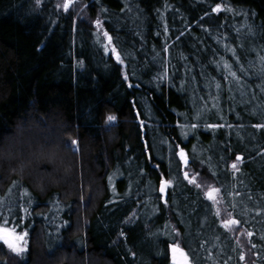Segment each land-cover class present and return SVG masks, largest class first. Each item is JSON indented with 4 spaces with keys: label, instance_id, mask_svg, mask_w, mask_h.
Listing matches in <instances>:
<instances>
[{
    "label": "trees",
    "instance_id": "obj_1",
    "mask_svg": "<svg viewBox=\"0 0 264 264\" xmlns=\"http://www.w3.org/2000/svg\"><path fill=\"white\" fill-rule=\"evenodd\" d=\"M73 1L84 9L60 15L50 1L0 0V146L20 117L38 111L47 128L35 143L70 141L65 171L75 185L72 195L64 187L36 192L23 178L27 149L0 165V228L28 233L15 264H80L86 254L172 264L173 243L189 264H246L197 185L219 189L251 264H264V0ZM93 139L102 151L89 162L81 147ZM162 179L171 181L166 193Z\"/></svg>",
    "mask_w": 264,
    "mask_h": 264
},
{
    "label": "clouds",
    "instance_id": "obj_2",
    "mask_svg": "<svg viewBox=\"0 0 264 264\" xmlns=\"http://www.w3.org/2000/svg\"><path fill=\"white\" fill-rule=\"evenodd\" d=\"M32 118L22 116L17 120L14 131L6 132L3 139L5 143L0 146V165L5 162L19 159L24 155V150L27 149V159L29 167L23 173V178L28 180L32 187L38 193H45L52 188L64 187L67 189L66 195L75 194V185L73 184V174L70 171H65L70 168L73 160L71 151L72 145L66 137H62L63 143L45 147L43 144L35 143L36 134L42 129L47 128V124L43 122L38 111L31 113ZM105 139L108 141L116 138V133L105 132ZM102 151V145L95 140L84 141L81 147V153H88L89 162L96 159V154ZM49 164L52 171H43L41 166ZM88 180L90 190L99 192V182L95 177V170L90 168L88 171ZM80 264H109L102 262L98 258L86 254Z\"/></svg>",
    "mask_w": 264,
    "mask_h": 264
},
{
    "label": "snow or ice",
    "instance_id": "obj_3",
    "mask_svg": "<svg viewBox=\"0 0 264 264\" xmlns=\"http://www.w3.org/2000/svg\"><path fill=\"white\" fill-rule=\"evenodd\" d=\"M65 9H67L68 5L65 4L64 5ZM214 11L216 12H219L221 10V5L220 4H217L215 6V8L213 9ZM96 26L98 29H103V23L102 21L98 18L96 21ZM165 31H167V27H165ZM103 35L107 38V41H108V45H111L112 44V36L109 35V33L107 31H104L103 32ZM104 51L105 52H108V46L106 45L104 47ZM111 51L112 53L115 55V59L117 62H119L120 64H123V60L121 59V54L120 52L117 51L116 47L113 46L111 48ZM233 75H235V73H233ZM126 80L128 79L127 76L124 77ZM131 87V85H130ZM117 117L115 115H108L107 116V120L109 122H114L116 121ZM143 123V122H142ZM221 125H216V124H207V127L208 128H216V127H220ZM188 125H183L182 126V136L187 139V132H185L183 129L184 128H187ZM190 127L192 129H196L197 128V125L196 124H191ZM178 155L180 157V159L184 162L185 165L188 164V159H187V156H186V153H185V150L184 148H180L179 149V152H178ZM241 158L240 157H237V162L236 163H233L231 165L232 169H235V170H238L237 168V165L238 163L240 162ZM158 167V165H157ZM188 172L185 171L184 172V177L185 179L188 178ZM111 179V178H110ZM190 182H193L194 183V179ZM171 184V181L167 180V179H162L161 182H160V186H159V192L160 193H166V190L167 188L170 186ZM197 187H199V185H197ZM113 191H115V188L113 187ZM219 191V189H211L207 192V198L209 200H213L214 201V193H217ZM25 213H27L28 209L25 210ZM239 221L237 220H228L226 221L224 224H223V227L224 228H228L229 225H235V224H238ZM0 233H4L3 235V241L5 244H7L8 247H11V248H15L17 253L21 254L23 252L26 251V248L24 247V243H25V238L28 236V233L25 232L23 233L22 235H17L16 234V230L13 228V229H5V228H0ZM171 247V253H172V264H189V256H188V253H186L178 243H173L170 245Z\"/></svg>",
    "mask_w": 264,
    "mask_h": 264
},
{
    "label": "rangeland",
    "instance_id": "obj_4",
    "mask_svg": "<svg viewBox=\"0 0 264 264\" xmlns=\"http://www.w3.org/2000/svg\"><path fill=\"white\" fill-rule=\"evenodd\" d=\"M48 1L53 3V4L50 5L52 7V11L54 13H57V14H60V15H65V14L66 15L67 14L75 15V14H77L78 11H82L84 9L83 8V3H80V5H78V2L77 1H73V0H42V2H45V4L49 5ZM65 4L68 5L67 9H65V7H64ZM191 181H192V179H191ZM209 186L210 185H208V186L207 185L199 186V188L202 189V192H203V194H204V196L206 198H207V192L209 190L213 189V188H211ZM162 196L163 195H161V197ZM162 200H163V197H162ZM219 200L220 199H218L217 193H214V201L213 200H211V201L214 203L215 208L218 211L219 218L221 219V221L224 224L226 221L230 220V218L223 210H221L222 208H221V205L219 203ZM227 230L229 232L233 233V235L237 239L238 243L240 244V246H241V248L243 250L242 253L244 254V259L246 261V264H251V260H250L251 257H250V254H249L247 243H245L246 239H245V236H244V231H242L236 225H229ZM0 235L3 236L4 233H0ZM0 243L3 246V248L5 249V250L2 249V252L6 253V255H3L6 258V260H5L6 264H15V263L19 262L18 259L22 255V253L19 254V253H17L15 248L8 247L7 244L4 243L3 238L0 239ZM27 243H28V241L25 239V243H24V247L25 248L27 246Z\"/></svg>",
    "mask_w": 264,
    "mask_h": 264
},
{
    "label": "water",
    "instance_id": "obj_5",
    "mask_svg": "<svg viewBox=\"0 0 264 264\" xmlns=\"http://www.w3.org/2000/svg\"><path fill=\"white\" fill-rule=\"evenodd\" d=\"M183 162V161H182ZM184 163V162H183ZM3 237L0 235V239H2ZM170 254H171V257H172V253H171V247H170Z\"/></svg>",
    "mask_w": 264,
    "mask_h": 264
}]
</instances>
